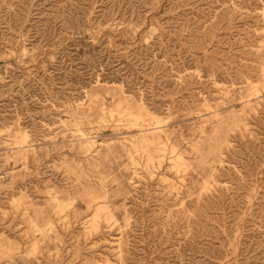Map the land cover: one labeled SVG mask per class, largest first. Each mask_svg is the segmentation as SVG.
<instances>
[{"label": "rangeland", "instance_id": "obj_1", "mask_svg": "<svg viewBox=\"0 0 264 264\" xmlns=\"http://www.w3.org/2000/svg\"><path fill=\"white\" fill-rule=\"evenodd\" d=\"M0 264H264V0H0Z\"/></svg>", "mask_w": 264, "mask_h": 264}, {"label": "bare ground", "instance_id": "obj_2", "mask_svg": "<svg viewBox=\"0 0 264 264\" xmlns=\"http://www.w3.org/2000/svg\"><path fill=\"white\" fill-rule=\"evenodd\" d=\"M145 143V142H144Z\"/></svg>", "mask_w": 264, "mask_h": 264}]
</instances>
